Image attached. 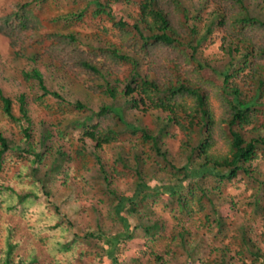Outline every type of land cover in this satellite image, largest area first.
<instances>
[{"label": "trees", "instance_id": "16d2710c", "mask_svg": "<svg viewBox=\"0 0 264 264\" xmlns=\"http://www.w3.org/2000/svg\"><path fill=\"white\" fill-rule=\"evenodd\" d=\"M50 1L15 4L0 16V35L16 61L25 59L20 76L40 92L35 102L51 112L57 105L76 112L59 120L56 135L76 131L89 142L78 152V198L84 204L89 196L88 211L76 225L57 220L47 228L74 231L70 241L54 245L56 253L76 264H264L247 218L264 222V174L253 165L264 157V0H83L48 15L41 5ZM88 21L107 22L119 41L104 39L105 27L80 32ZM217 38L220 53L211 57L206 48ZM149 113L154 130L140 122ZM0 119L7 126L0 128V176L16 155L29 162V176L40 186L39 193H19L15 183L0 180V264H39L51 257L48 243L24 221L11 227L7 212L14 207H5V198L24 205L50 197L59 163L73 159L60 147L54 154L49 128L36 136L25 91L12 97L0 86ZM173 129L180 134L176 155L163 141ZM121 139L131 145L115 162L132 174L131 194L112 188L102 161L103 148ZM48 154L53 159L46 166ZM98 180L103 187L92 197ZM241 183L247 198L234 201L227 189ZM159 207L170 214L171 230ZM45 223L40 216L33 228ZM197 225L230 235L229 243L205 246ZM13 229L29 233L25 243L18 245ZM261 235L264 246V224Z\"/></svg>", "mask_w": 264, "mask_h": 264}, {"label": "rangeland", "instance_id": "374dc122", "mask_svg": "<svg viewBox=\"0 0 264 264\" xmlns=\"http://www.w3.org/2000/svg\"><path fill=\"white\" fill-rule=\"evenodd\" d=\"M22 0H0V16L7 11H10L15 4L21 2ZM85 1L83 0H51L48 4L41 5V8L44 9L45 14H54L57 12H66L69 11L72 8H76L78 6H82ZM103 27L107 28V32L103 34V38L106 40L111 41V43H116L119 40L113 34L110 30V24L107 22H101L99 23H91L86 22L80 26L77 27V29L80 32H85L86 34L96 32L97 30H101ZM218 38L207 46L206 53L209 54V56H217V54L220 53L219 49V42ZM25 59L21 60H15L12 56V53L10 52V49L8 48L7 40L0 35V86L4 89V91L14 97L15 95H18L19 92L25 91L28 94L29 102H30V109L32 110V117L34 119V126L32 130L36 133V136L40 134L41 128L47 127L52 131V138L51 141L48 142V146H52V151L55 154V151L57 150V147H60L63 152H65L68 156H70L73 160H63L61 163V170L58 175H56L51 181L49 185V191H50V197L44 196L41 194L38 199H31L27 200V202L24 205H18L17 200L15 199L12 202V197L5 198L4 206L6 205L8 207H14V209L10 212H7L13 221L11 224V227L21 226V222L26 224V227L29 232H36V236L43 240V242L48 243V251L51 255L49 259H43L39 264H76V262H70L68 260V256L56 253L55 249L53 248L54 245H56L57 242H65L70 241L73 238L74 231H68V232H61L62 228L59 229H47L48 227H53V225L56 223L57 220H66L68 222L73 223L76 225L77 221H81V218L84 213H87V201L88 197L86 198L83 196L82 199L86 200L84 204H81V199L78 198L81 193V186L78 182V177H80L81 173L78 171V167L80 165L81 160L78 157V152L81 150L82 146L85 145L88 146L89 142H83L82 136L80 133L76 131H69L63 135V137H59L56 135V133L59 130L61 131V127H59V120L63 121V117H69L71 114L69 113H76L71 109V107L68 108V106L64 107L61 105H57L58 112H51L45 109L43 106H40L36 100V97L40 95V92L37 91L36 87L34 88L31 82L23 81L21 78V69L25 66ZM14 99V98H13ZM71 100H75V96L71 97ZM50 102H56V101H50ZM45 105H47L49 102L47 98H45ZM17 104V103H14ZM98 102L94 100V107H96ZM213 110L215 112L216 118L220 115V108L218 106V103L215 100H212L211 102ZM68 108L69 110H65ZM62 110H65L62 112ZM71 110V111H70ZM131 116L134 117V113H131ZM140 122L143 126L147 127L148 129L154 130L155 129V116L151 113L145 114L141 117ZM57 124V125H54ZM4 126V127H3ZM6 122L0 119V128H5ZM175 133V134H174ZM171 135L174 134V136H167L163 139L164 144L172 153L176 155V152H178V145L180 138V134L173 129V131L170 132ZM264 135V133H263ZM14 136V135H11ZM17 139H21L22 144V138L21 135L16 134ZM174 137V138H173ZM126 140V139H125ZM131 143L129 141H124V139L119 140L116 142L113 146L104 147L101 151V155L103 156L102 161L107 164L108 172L111 174V182H112V188L118 190L119 193L124 194H131L134 190L133 181H132V174L124 170L120 165H117L116 161V154L118 151L130 148ZM89 151H91V146ZM127 151V150H126ZM32 158V157H30ZM29 158V159H30ZM22 159V158H21ZM16 155H13L9 157L5 163H4V170L2 175L0 176V180H10L11 183H15V188L17 192H40V186L33 183L30 178V169L28 166L30 165L27 160H21ZM53 157L48 154L45 159L44 163L46 166H49L52 162ZM254 167L257 169V171L260 174H264V157H259L257 161L254 162ZM47 168V167H46ZM43 169V167H41ZM45 169V168H44ZM1 182V181H0ZM151 185H154L155 182L151 181ZM93 187H97L93 193H91V196L93 197L96 193H99L100 190L103 187L102 183H99V180L93 183ZM87 189H85L86 191ZM227 195L230 197H233L234 201H239L242 197L247 198L248 192L245 191V186L243 183L238 184L237 186H233L231 188L227 189ZM11 203V204H10ZM163 207V206H162ZM162 207H159L156 209V213L160 219H162L163 222H166V228L168 230L172 229V226L174 224L173 220L170 217V214ZM58 209V212L55 211V209ZM245 208V207H244ZM246 212L250 211L249 208ZM42 216L43 218L47 219V223L43 225V229H34L33 225L35 224V221ZM240 216L243 217L242 214ZM248 219H251L252 229L250 235L254 241L262 248L264 249V246L261 243V232H262V226L264 224L263 219L257 217H254V220L250 217H247ZM132 224H136V220L129 218ZM34 223V224H33ZM22 227V226H21ZM198 228V225H197ZM22 231V232H21ZM76 231V230H75ZM13 239H19L18 245L25 243L24 239L29 238V233H23V230H18L17 232L13 229ZM5 234V233H4ZM198 240L200 243L205 244V246H210L213 244L220 245L222 243H229V236L226 237H218V235L215 234V232L207 233L205 228H198ZM31 237V236H30ZM64 238H66L64 240ZM5 240L0 236V245L4 244ZM28 242V241H27ZM39 243V242H38ZM23 246V245H21ZM20 246V247H21ZM39 247L45 248V243L43 245L39 244ZM205 248V247H204ZM45 250V249H44ZM3 258V255H0V259ZM248 264L251 263V261L247 260ZM109 261L105 259L104 264H109ZM238 264V263H237Z\"/></svg>", "mask_w": 264, "mask_h": 264}]
</instances>
